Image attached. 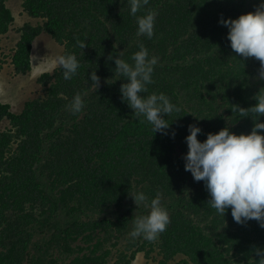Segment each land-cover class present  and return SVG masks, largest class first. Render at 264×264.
Listing matches in <instances>:
<instances>
[{
    "label": "trees",
    "instance_id": "obj_1",
    "mask_svg": "<svg viewBox=\"0 0 264 264\" xmlns=\"http://www.w3.org/2000/svg\"><path fill=\"white\" fill-rule=\"evenodd\" d=\"M256 3L148 0L136 15L156 12L149 39L136 35L126 0H23V11L37 22L17 28L15 73L31 70L33 41L43 32L62 44V54L75 53L79 67L70 80L59 66L41 73L43 93L20 112L0 100V123L9 122L0 129V264H132L139 252L158 264H255L251 249L264 246V228L256 220L235 222L230 209L223 216L210 208L205 184L185 171L183 154L190 123L201 127V140L226 125L236 133L251 130V116L231 107L255 103L253 94L264 86L254 78L259 61L237 57L218 20ZM14 20L0 0V33ZM140 41L157 57L148 92H164L180 108L164 114L174 137L154 133L121 100L122 78L107 57L122 53L131 63ZM4 61L0 56V70ZM94 69L97 88L88 79ZM76 92L84 106L73 114L66 105ZM133 190L149 198L159 191L168 209L170 222L153 241L128 235L132 216L146 213L136 208Z\"/></svg>",
    "mask_w": 264,
    "mask_h": 264
},
{
    "label": "clouds",
    "instance_id": "obj_2",
    "mask_svg": "<svg viewBox=\"0 0 264 264\" xmlns=\"http://www.w3.org/2000/svg\"><path fill=\"white\" fill-rule=\"evenodd\" d=\"M126 2L129 14L135 16L136 35L152 38L156 12L148 9L136 15L138 10L148 4V0ZM218 23L227 27V38L237 57H253L259 61L254 78L264 81V0H257L254 10L236 17L222 16ZM76 44L84 49L86 42L77 39ZM121 56L122 53L115 56L109 53L107 57L108 60H114V75L122 78L119 87L121 100L133 110L132 116L146 121L154 133L174 137L175 130H170V123L164 114L168 117L180 111L179 106L164 92L149 93L147 89V85L153 82L152 73L157 57L149 55L142 41L138 42L137 50L131 54V63ZM55 62L62 69L65 80L77 74L79 61L75 53L69 51L60 54ZM88 79L96 88L99 86L100 77L95 69L88 74ZM114 80L108 79L107 82L110 84ZM252 98L255 103L247 107L237 103L231 107L232 112L239 117L251 116L253 124L248 132L236 133L226 125L218 131H209L206 138L201 140L198 138L201 127L195 123L188 124L184 137L187 151L183 154V160L185 171H190L194 180L204 182L210 197L206 203L217 214L224 216L226 210L230 209L235 222L243 224L256 220L264 228V120L260 119L264 116V86ZM83 106L82 95L76 92L66 109L76 114ZM129 195L136 208L143 207L146 210V213L132 216L129 237H142L148 241L157 239L170 222L168 209L162 203V194L157 191L149 198L143 190H133L129 191ZM251 252L255 264H264V246L254 245Z\"/></svg>",
    "mask_w": 264,
    "mask_h": 264
},
{
    "label": "rangeland",
    "instance_id": "obj_3",
    "mask_svg": "<svg viewBox=\"0 0 264 264\" xmlns=\"http://www.w3.org/2000/svg\"><path fill=\"white\" fill-rule=\"evenodd\" d=\"M22 2L23 0H7L8 6L14 13L15 20L6 33H0V56L5 60L4 76L0 78V100L9 102L11 108L16 112H20L26 100L43 93L37 77L41 73L52 71L58 66L55 62L56 57L61 54L63 48L62 44L56 41L51 34L43 32L38 36L41 43L34 39L33 52L31 53L33 59L31 70L24 74L15 73L11 56L19 39L17 28L26 21L37 22V19L30 17L23 11ZM56 47H58V50ZM7 126H9V122L6 119L0 123V129ZM153 254L157 256V259L160 258L156 251ZM181 257L182 255H179L176 259L179 260ZM175 263L174 260H171L167 264ZM109 264H112V262ZM132 264H158V260L146 257L143 252H139Z\"/></svg>",
    "mask_w": 264,
    "mask_h": 264
},
{
    "label": "crops",
    "instance_id": "obj_4",
    "mask_svg": "<svg viewBox=\"0 0 264 264\" xmlns=\"http://www.w3.org/2000/svg\"><path fill=\"white\" fill-rule=\"evenodd\" d=\"M37 40L39 41V43H41L40 40H39V37L36 38V41H37ZM33 44H34V43H33ZM56 48H57V50H58V47H56ZM62 51H63V48H62ZM32 52H33V50H32ZM61 54H62V52H61ZM32 60H33V59L31 58V63H32ZM4 69H5V68H4V65H3L2 69L0 70V78L4 76Z\"/></svg>",
    "mask_w": 264,
    "mask_h": 264
},
{
    "label": "bare ground",
    "instance_id": "obj_5",
    "mask_svg": "<svg viewBox=\"0 0 264 264\" xmlns=\"http://www.w3.org/2000/svg\"><path fill=\"white\" fill-rule=\"evenodd\" d=\"M35 41V40H34Z\"/></svg>",
    "mask_w": 264,
    "mask_h": 264
}]
</instances>
